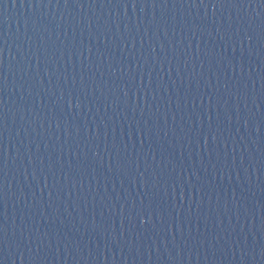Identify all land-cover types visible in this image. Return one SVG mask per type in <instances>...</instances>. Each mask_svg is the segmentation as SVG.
<instances>
[{"label":"water","instance_id":"obj_1","mask_svg":"<svg viewBox=\"0 0 264 264\" xmlns=\"http://www.w3.org/2000/svg\"><path fill=\"white\" fill-rule=\"evenodd\" d=\"M0 264H264V0H0Z\"/></svg>","mask_w":264,"mask_h":264}]
</instances>
